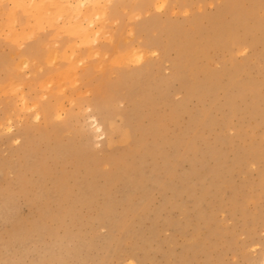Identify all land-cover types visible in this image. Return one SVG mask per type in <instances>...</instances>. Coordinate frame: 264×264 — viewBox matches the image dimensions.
Segmentation results:
<instances>
[{"label":"rangeland","instance_id":"1","mask_svg":"<svg viewBox=\"0 0 264 264\" xmlns=\"http://www.w3.org/2000/svg\"><path fill=\"white\" fill-rule=\"evenodd\" d=\"M143 1L1 33L0 264L264 263V0Z\"/></svg>","mask_w":264,"mask_h":264},{"label":"bare ground","instance_id":"2","mask_svg":"<svg viewBox=\"0 0 264 264\" xmlns=\"http://www.w3.org/2000/svg\"><path fill=\"white\" fill-rule=\"evenodd\" d=\"M123 1L130 2L132 0H0V4L3 2L6 4L11 3L10 8L3 6L1 7L0 5V37L2 35L1 33L4 32V30H6L8 32L7 34H5V36L8 39H20L21 41L27 39V40H32L31 41L32 44H37L39 42L38 40L39 28L48 27L49 29L50 27L55 26L54 22L57 23L60 20H64L63 25L64 26L68 25L67 27H65L64 31L70 30L71 28L78 34V35H74L75 40H71V43L75 45L71 50V54L75 56L76 49H79L80 51V47L85 48L90 43L96 42L97 40L96 36L99 33V31L96 30L95 25L97 23V26H99V21H95L94 18H98V15L101 14L99 12V9L104 6L105 9H107V7L108 8L111 7L113 3L115 2L119 3ZM134 1L136 2V4H133V6L130 8L132 10L141 9L142 3H145V1L143 0H134ZM69 5H72L73 7H70ZM72 11L73 14H71ZM140 25L141 24H139L138 26L140 27ZM141 27L139 28L140 32L146 31V27L148 26L142 24ZM147 43L148 45L149 44L154 45V42L147 41ZM134 49H132L133 52L130 51L128 53L127 61H129V56H131L132 53L134 55H137L138 61L142 60L143 54L147 50L142 48L145 50L143 52L141 50L138 49L134 50ZM50 51L52 53L50 56V60H47L45 62V65L48 66L53 73L59 74V67L62 63H64L66 64L64 75L66 77H70L71 72L74 69V62L76 61V59L74 60L69 59L64 53H61L59 48L53 47L50 49ZM26 60L28 62L24 61L25 64L30 63L32 66L38 67L40 63V56L33 54L30 56V61L28 59ZM116 61L119 62L120 57H118ZM87 70L85 71L86 75L88 73ZM34 79H38L41 80L42 82H45V78L42 75L36 74ZM58 89L59 88L54 87V89L50 90L52 96H55L57 99V103L55 105L57 106V108L54 113L56 117H60L62 114L63 98H64V94L60 91H57ZM76 90H78V88H74L70 91L72 92V94L66 96L68 97V100L73 102L74 100L73 96L75 95ZM105 99L106 100L108 99L107 95L105 96ZM81 100L84 101L83 98H81ZM79 103H81V101H79ZM33 105L35 104H32L30 106L34 107ZM103 105L104 103L103 101H101V106ZM42 106L43 108H41V110L36 112V117L41 115L45 119L47 118L49 119L50 114L47 115L45 109V106L47 105H42ZM103 113L105 117L110 118V120L112 119L108 111H103ZM93 117H92V122L90 123L95 124L96 131H102V127H101L102 125H100L97 122V120ZM129 133H131V131H129ZM127 135L129 136V134ZM124 137L126 138V135Z\"/></svg>","mask_w":264,"mask_h":264}]
</instances>
